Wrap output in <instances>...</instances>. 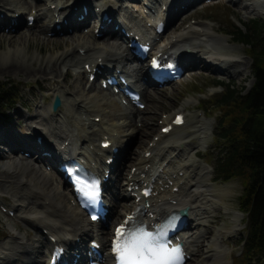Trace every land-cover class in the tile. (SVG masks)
<instances>
[{
  "label": "bare ground",
  "instance_id": "6f19581e",
  "mask_svg": "<svg viewBox=\"0 0 264 264\" xmlns=\"http://www.w3.org/2000/svg\"><path fill=\"white\" fill-rule=\"evenodd\" d=\"M48 1L49 8H46V6L44 9L38 10L36 8L37 4L33 8H29L28 11L21 6L10 9L7 2L0 0V36L4 38L13 37L22 28L29 31V29L35 27L37 20H42L43 24L38 29L37 36H42L45 41L66 39L64 44L68 51L59 55L56 61L48 60L43 68L38 67V69L33 68L32 65L27 66L24 63L15 61L6 62V64H3L4 66L0 64V76L16 75L25 77L28 80L33 78L42 80L47 75L53 77L51 84L55 85L56 79L63 76L64 72L61 70V67H64L65 63L68 65L67 61L70 58H75L78 63V66L75 67L79 69L77 76L80 79V84L85 86L88 85V78L93 70H95L96 76L100 77L103 73L110 70L108 67L112 63H124L129 56H132V50L128 45L138 35L129 28L128 33L130 34L132 31L134 34V36L132 34L129 36L131 40L119 34L120 29L124 25H120L116 20V10L114 8L106 4H100L99 0ZM197 2L196 0H172L170 6L171 12L169 13L171 20H167V27L190 8L195 7ZM52 5H55L54 9H51ZM162 5H164V2H162ZM59 7L60 9H58ZM84 8L87 9L86 14L83 12ZM97 8L99 11L95 13L94 10ZM32 11H34L33 15ZM104 14L110 19L109 24L107 25L99 20V23L96 25L98 15L102 16ZM27 16L35 18V22L31 28L25 25L27 21H25L24 17ZM82 16H84L83 20L78 21V18ZM186 18L188 16L182 22ZM160 19L165 24L166 17L164 19V14ZM12 20L16 22L15 26L10 25V21ZM117 25L119 26L118 32L114 30V27ZM56 26H59V30H56ZM88 27H91L92 30L88 31V34L91 32V35L88 37L90 40L87 41L86 35H83L80 30ZM178 29L179 26H176L174 31ZM95 30H97V33H95ZM49 33L52 34L50 37L47 36ZM161 33H159L158 37L162 35ZM53 36L62 39H57ZM77 38L81 42L78 43ZM143 38H138V41L149 42V39ZM111 39L115 43L111 44ZM206 39L207 35H204V32L195 33L192 31L187 33L186 38L181 35L174 40H170L162 49L151 47L150 51L153 50L154 53L151 54L149 51L147 55L151 57L159 54L161 56H174L180 65L189 69V67L201 62L200 58L197 57L198 53H194V50L203 48L201 44L207 43ZM82 43L84 44L81 45ZM208 59L211 64H205V70L212 69L213 67V73L226 76V72L221 65L211 60L210 57ZM81 63L83 66L79 68ZM212 63H216V65ZM40 64H43V61L40 60ZM85 65H88V71L85 69ZM100 66H104L102 70L99 68ZM121 70L122 72L125 71L131 74L137 82L143 81L145 78L144 73L140 69L127 70L123 66ZM83 75H86L85 83H83ZM65 78L66 72L63 81L66 84ZM88 88L94 90L96 86L92 83L89 84ZM98 90L99 93H107V90H103L100 85ZM79 92L78 88L70 91L71 94H74L73 96ZM56 94H60V92L53 93L52 98ZM141 95V98L149 101V103L155 100L148 93L147 87H143ZM57 97L63 99L64 96L60 94ZM81 99H75L72 102L81 113V117L76 118L73 124L68 123V118L63 114L64 104L59 109V112L63 114V118L60 121L56 120L55 114L47 110L46 107L37 108L34 117L29 116L26 118L28 122L26 133L30 130V135L28 136H16L12 138L4 130H1L2 123L0 121V144L7 146L8 151L12 155L15 154L12 157V163L6 162L3 155L0 154V170L2 172H0V188L5 190L7 194L12 193L14 195L15 204L9 207V211L13 212L14 219L22 223L23 229L30 233L29 238H26L25 235L19 232L12 234L11 240L8 242L9 244L6 247H0V264H49L50 259L54 257L53 250L55 248H66L68 250V254L61 257L64 258L62 264H71L74 258L73 254L82 255L76 264H85V261L88 260L84 254L89 251L88 246L92 241L101 247L100 252H98L99 259L97 256L93 257L92 254H89V256H92L93 261L100 264H110L112 257L109 255L107 247H109L108 237L113 231V226L120 224L125 216L136 210L141 203L144 205L145 200L141 197L140 192L145 188H150L152 193L156 194L146 201L148 208L141 215V220L145 224H151L154 221L158 223L172 211L181 209L188 210L187 221L189 222H191V218L189 217L191 214H194V220L196 217L206 216L211 220V225L214 224L213 220H219L215 213H213L218 207H215V202L213 201L214 186L209 182L211 170H207V163L201 167L195 165H189L188 167L181 166L177 171L175 168L169 169L173 162L169 160L171 156H166V153L169 152L170 155H173L172 159H176L182 157L189 150L188 148H191L190 146L194 144L183 142L173 148L164 146L168 138L172 134L174 135L175 130L180 128L172 127L169 119L170 116L167 115L165 117L162 121L163 125L160 128L154 125L155 129L158 128L156 140L151 141L152 145L142 147L144 148L141 150L142 155L138 153L134 161H131L133 159L132 155H135V153L128 152L126 144L124 148V142L121 140L123 137L118 133V130L120 127H129L127 132L129 131L130 133L127 135V138L135 141L137 149L142 145L140 143L143 142V140H139L138 138L140 132H143L146 136L149 132L143 129L138 130L135 121L133 125L130 121L126 122V118L131 116V114H126L127 112L114 100L111 93H109V97L107 95L106 97L100 96L99 100L104 105L110 103L109 107L118 108L120 113H122L119 114V117L124 122L122 121L123 124L117 127L118 130L112 126L105 127L103 123V118L106 116L105 113L103 112L104 114H102L100 111L92 109V103L88 102L87 99ZM43 102L46 101L43 100ZM130 105L129 112H133L135 118L139 117L143 111L132 103ZM50 106L51 103L49 104ZM168 126L172 127L171 131L167 135H163L161 130ZM38 137L42 139L40 144L36 142ZM104 141H108L111 144L106 150L100 148V144ZM21 146L27 148L23 151V154L29 152V157H24L23 154L16 155V153H20L22 150ZM113 148H116L118 152L115 156L114 164H110V168L112 167L111 176L114 179L111 188L112 203L110 215L101 224H91L67 188L65 180L58 172L56 175L62 180L57 183L54 182L52 174L55 171L52 168L57 166V160H65L69 157L76 160H85L92 172L102 174L98 168L108 169V166L105 165V160L114 158L111 151ZM46 150L51 154L50 158L41 155ZM147 154H149L148 157H146ZM197 154L198 151L192 152L193 157L197 156ZM129 164L130 168L125 173V168ZM46 166L50 168L47 169ZM132 168H134L133 172ZM189 168L193 169L190 173L187 172ZM182 171H184V174L179 176V173ZM206 171L209 174H206ZM173 174H176V176L173 177ZM186 174L187 176L185 177L184 175ZM170 182L172 184L169 187ZM173 188H176L177 191L173 192ZM113 189L118 191L114 193ZM137 199H139L138 203H136ZM122 201L130 202L123 204ZM118 207H121V212L118 211ZM91 225L99 228V238L92 235L91 228L89 229ZM202 227L203 230L206 228V226ZM186 230L179 233L178 238L183 242L188 257H191L196 253L195 246L200 241L202 231L196 235H190ZM221 235H225V233L219 236ZM32 237L33 239H30ZM87 238H90V241L85 245ZM204 255L206 256L203 257L199 264H222L219 263L221 261H223V264H226L225 257L227 254L224 252L213 250L212 253H209L206 251Z\"/></svg>",
  "mask_w": 264,
  "mask_h": 264
},
{
  "label": "rangeland",
  "instance_id": "374dc122",
  "mask_svg": "<svg viewBox=\"0 0 264 264\" xmlns=\"http://www.w3.org/2000/svg\"><path fill=\"white\" fill-rule=\"evenodd\" d=\"M3 2H7L8 8L10 9H12V7L21 6L29 11V8H33V6L37 4L38 6H36V8L38 10L44 9L46 6V8H49L48 0H3ZM54 2H59V0H54ZM144 2L151 6L152 15L149 18L145 14V12H148L147 9L142 7V3ZM162 2L166 3V0H99L100 4H106L116 10L117 14L115 18L119 23L120 21L124 22L127 24L126 26L133 28L134 32L142 35L146 34L151 40L153 38V21L159 18V7ZM44 4L46 5L44 6ZM54 6L55 5H52L51 7L53 8ZM187 16L188 18L182 22ZM24 19L26 20L25 17ZM253 19H264V0H213L209 6L201 4L200 6L196 5L189 9L169 25L160 37L152 40V48L162 49L170 40H174L181 35L186 38L187 33L192 31L195 33L204 32V35H207V43L201 44L203 48L194 50V53H198L197 57L200 58L201 62L185 70L180 78L181 80L176 84L148 88V93H150V96H153L155 100L150 103L147 100L145 101V99L141 100L144 108L140 109L143 112L139 117L135 118V116H133L134 113L129 112L131 105H122L120 100L114 99L124 108L127 115L131 114L132 117H127L126 122L130 121L133 125L135 121L138 130L143 129L149 132L147 136L143 132H140L138 138L139 140H143V142L140 143L142 145L138 149L135 145V141H131L127 138V135L130 133L129 131L127 132L129 127H120L121 130L117 128L124 122V120L119 117V114H122L119 109L112 108L111 106L109 107L110 103L104 105L99 100L102 95L104 97H106V95L109 97V93L111 92L106 91V94L99 93V82L96 81L92 82L96 86L94 90L88 88L89 84L92 83H88V85L85 86L80 84V79L77 76L79 69L75 67L78 66V63L75 58H70L67 61L68 65L65 63L64 67H61L64 73L63 76L56 79L55 85L51 84L53 77L47 75L42 80L38 78L28 80L25 77L16 75L0 76V83L11 84L18 89L16 96L13 97L14 103L2 109L3 112L0 111V121L2 123L1 130H4L12 138L30 135V130L26 133L28 127L26 118L29 116L34 117L39 107H46L47 110L51 111L49 104L52 101L51 98L53 97V93L60 92V94L64 96L63 99H61L62 104H64V109H62L63 114L68 118V123L73 124L76 118L78 119V117H81V113L77 109V106L72 103L73 100L81 98L83 100L87 99L88 102L92 103V105L90 104L92 109H96L102 114L105 113L106 116L103 118L104 126H112L118 130V133L123 137L121 140L124 142V148L126 144L128 152L135 153V155H132L133 159H131V161H134L138 153L142 155L141 150L144 149L142 147H146V145L150 146L152 145L151 141L156 140L158 128L163 125L162 121L167 115L170 116L169 119L171 120L174 114H182L185 119L184 125L175 130L174 135L172 134V136L168 138L164 146L173 148L183 142L194 144L190 146L191 148H188L189 150L186 151L182 157L176 159H172L173 155H170L169 152L166 153V156H171L169 160L173 162L169 169L175 168L177 171L181 166L188 167L189 165H195L201 167L203 164L206 165L207 163V170H211L209 182L214 186L213 193L215 195L213 194V201L215 202V207H218L213 213L219 218V220H213L214 224L211 225V220L206 216L196 217L195 220L194 214L189 216L191 222L188 221V229L186 232L188 231L190 235H196L202 231V236L195 246L196 253L194 256H191L185 264H199L203 257L206 256L204 253L206 251L212 253L213 250L227 254L225 257L226 264H247L241 255L243 251L242 241L246 233V226L245 218L240 211L239 205V198L243 192L244 180L240 177H236L228 181H223L216 177L215 168L219 158L220 146L217 140V133L221 131V128L219 124L220 115L216 112L217 109L213 107V104L215 99L225 90L226 86L234 90H244L246 92L250 90L253 85L254 78L251 74L252 62L251 58L247 56V49L242 44L235 43L232 36L229 35V33L234 32L236 28L243 30V24ZM42 24V20H37L35 27L29 29V31L22 28L18 30L13 37L4 38L0 36V64L4 66L3 64H6V62L15 61L24 63V65L27 66L32 65L33 68L38 69V67L43 68L48 60L56 61L59 55L63 52H67L68 50H66L64 44L66 39L63 40L62 38L53 36L62 40L45 41L42 36H37V31ZM176 26H179V29L174 31ZM88 31L91 30L89 28L80 30L83 35H86L87 41L90 40L88 37L91 35V32L88 34ZM47 36L50 37L49 34ZM77 41L78 43L81 42L78 38ZM113 43H115V41L111 39V44ZM83 44L84 43L81 45ZM153 53L152 50V54ZM208 56L211 60L223 67L226 76L213 73V67L212 69L205 70V64H211ZM40 60L43 61V64H40ZM216 63L212 64L216 65ZM82 66L81 63L79 68H82ZM65 72L66 84L63 82ZM112 73L114 74V69H112ZM85 81L86 75H83V83H85ZM215 82H219L221 85L211 88L210 86L214 85ZM76 88H78L80 92L77 94L78 96H73L74 94H71L70 91ZM60 94H56V96H60ZM43 100L46 102H43ZM59 109H61V107ZM59 109L54 112L55 119L58 121L63 118V114L59 112ZM154 125H157L158 128L155 129ZM21 148V151L27 149L25 146H21ZM194 151H198V154L193 157L192 152ZM0 154H2L4 160L9 163H12V157L15 156V154L12 155L8 151L7 146L1 144ZM16 155L22 154L16 153ZM46 168L48 169L49 166H46ZM129 168L130 164L125 168V173H127ZM192 170L193 169L189 168L187 172L190 173ZM173 171L176 172L175 170ZM208 171H206V174H209ZM183 174L184 171L180 172L179 176ZM52 176L55 183L61 181L56 173L52 174ZM175 176L176 174H173V177ZM184 176L186 177L187 174ZM171 184L172 182H170L169 187ZM122 185L124 186V184ZM4 191L5 190L0 188V204H2L5 208L2 207L6 210L15 204V197L12 193L7 194L6 191ZM113 191L116 193L118 190L113 189ZM129 202L130 201H122L123 204H128ZM110 203L112 202L110 201ZM118 211H122L121 207H118ZM202 226H206V228L203 230ZM90 228L93 236L100 237L99 228L89 226V229ZM17 232L22 233L26 238L30 237V233L23 229V225L19 220L8 216L7 213H3L0 210V247H6L11 240L12 234ZM222 233H225V235L219 236ZM30 239H33V237ZM85 263L87 264V262ZM219 263L223 264V261ZM259 264H264V262Z\"/></svg>",
  "mask_w": 264,
  "mask_h": 264
},
{
  "label": "trees",
  "instance_id": "16d2710c",
  "mask_svg": "<svg viewBox=\"0 0 264 264\" xmlns=\"http://www.w3.org/2000/svg\"><path fill=\"white\" fill-rule=\"evenodd\" d=\"M243 27L229 35L246 47L254 82L246 92L226 86L214 101L221 128L215 172L223 181L244 180L239 198L246 226L241 255L247 264H259L264 262V19H253ZM17 91L14 85L0 83V111L14 103Z\"/></svg>",
  "mask_w": 264,
  "mask_h": 264
},
{
  "label": "snow or ice",
  "instance_id": "6c2138e0",
  "mask_svg": "<svg viewBox=\"0 0 264 264\" xmlns=\"http://www.w3.org/2000/svg\"><path fill=\"white\" fill-rule=\"evenodd\" d=\"M116 236L113 248L118 256L117 264H177L179 249L169 253L155 245L146 233H123L118 228Z\"/></svg>",
  "mask_w": 264,
  "mask_h": 264
},
{
  "label": "water",
  "instance_id": "95a60500",
  "mask_svg": "<svg viewBox=\"0 0 264 264\" xmlns=\"http://www.w3.org/2000/svg\"><path fill=\"white\" fill-rule=\"evenodd\" d=\"M61 103L60 100L58 98H55L53 104H52V110L55 112L59 107H60ZM181 215H186V210H182L180 211Z\"/></svg>",
  "mask_w": 264,
  "mask_h": 264
}]
</instances>
